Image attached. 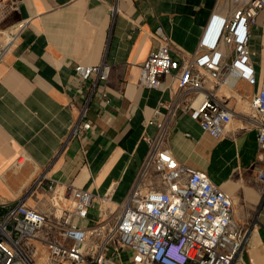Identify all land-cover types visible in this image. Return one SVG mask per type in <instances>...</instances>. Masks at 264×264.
Here are the masks:
<instances>
[{
  "label": "crops",
  "instance_id": "obj_1",
  "mask_svg": "<svg viewBox=\"0 0 264 264\" xmlns=\"http://www.w3.org/2000/svg\"><path fill=\"white\" fill-rule=\"evenodd\" d=\"M231 7L228 0H0V36L26 22L0 61V203L22 199L46 216L38 236L60 241L69 199L59 195L72 184L94 195L86 217L74 222L89 229L110 226L118 204L133 189L167 190L162 173L146 165L150 144L158 140L159 148L205 172L231 198L233 222L249 228L243 260L264 264V184L256 176L257 116L251 106L259 84L204 79V89L231 111L216 137L186 111L193 92L178 98L176 81L168 75L154 88L137 80L142 61L161 44L157 26L172 55L186 60L198 48L211 14L225 15ZM262 11L249 42L260 59ZM100 62L110 66L106 80H82L74 71L77 64ZM258 75L264 80L261 67ZM151 119L166 122L162 133ZM84 121L89 129L68 137L71 126ZM187 177L183 173L182 181ZM99 244L100 237H89L86 254ZM126 251L118 248L112 255L115 264H122Z\"/></svg>",
  "mask_w": 264,
  "mask_h": 264
},
{
  "label": "built area",
  "instance_id": "obj_2",
  "mask_svg": "<svg viewBox=\"0 0 264 264\" xmlns=\"http://www.w3.org/2000/svg\"><path fill=\"white\" fill-rule=\"evenodd\" d=\"M232 7L225 14L212 13L194 55L179 60L172 55L169 44L157 26L160 46L142 61L138 83L159 87L160 77L170 76L179 89L178 98L194 93L185 106L189 116L201 129L219 136L231 120V111L220 103L212 92L203 87L205 78L232 84V78L248 85H258L251 106L257 116V179L264 184V80L260 81L249 48L250 28L257 14L264 9V0H228ZM26 22L20 21L0 36V61L18 40ZM264 28V11L261 12ZM75 73L82 79L106 80L110 66L106 62L95 65L77 64ZM176 105L174 104V107ZM85 104L81 115L84 114ZM158 112V111H156ZM172 114L170 111L168 117ZM167 117V118H168ZM162 133L166 122L154 119ZM86 121L74 123L68 137L79 136L89 129ZM146 165H154L162 173L167 190H136L116 208L112 225L89 229L79 227L74 218H84L94 195L85 188L64 185L65 199L63 228L60 241L42 239L38 231L46 224V216L30 207L22 199L14 203H0V264H33L24 247L40 240L53 264H115L113 254L118 248L133 252L131 264H246L243 252L247 247L249 228H238L232 220V200L209 176L200 170L179 163L159 141L150 144ZM187 173L186 181L182 174ZM48 189L55 192V185ZM100 237L101 244L86 254L89 237ZM23 253V255L21 254Z\"/></svg>",
  "mask_w": 264,
  "mask_h": 264
},
{
  "label": "rangeland",
  "instance_id": "obj_3",
  "mask_svg": "<svg viewBox=\"0 0 264 264\" xmlns=\"http://www.w3.org/2000/svg\"><path fill=\"white\" fill-rule=\"evenodd\" d=\"M261 56H264V55H261ZM253 58H254V61L256 62V64H255L256 72L258 73V70L260 67H261V70L264 71V63H262V62H264V57H261L262 59H260L259 54H254ZM24 249H25V251H26V253L29 256V259L31 261H32V259H38L39 257H43V263L46 262L47 258L50 261V258L47 256L48 254L46 253L47 251H45V247L40 243L37 244V242L31 241L29 246L24 247ZM132 257H133V252L132 251H126V253H124L120 256V260H121L122 264H131ZM17 264H19V263H17Z\"/></svg>",
  "mask_w": 264,
  "mask_h": 264
},
{
  "label": "bare ground",
  "instance_id": "obj_4",
  "mask_svg": "<svg viewBox=\"0 0 264 264\" xmlns=\"http://www.w3.org/2000/svg\"><path fill=\"white\" fill-rule=\"evenodd\" d=\"M231 80H232V84H231V85H233L234 83L236 84V78H232ZM235 84H234V85H235ZM234 85H233V86H234ZM233 89H234V88H233ZM232 99H233V98H232ZM238 99H239V98H238ZM244 101L246 102V100H244ZM246 103H247V102H246ZM101 225H102V224H101ZM21 254L23 255V253H21ZM41 258L43 259V257H39L38 259H40V260L42 261ZM40 260H39V261H40ZM32 263H33V262H32ZM38 264H51V263H50L48 260H46L45 263H43V261H42V262H38Z\"/></svg>",
  "mask_w": 264,
  "mask_h": 264
}]
</instances>
